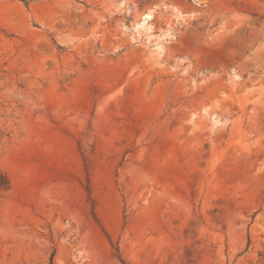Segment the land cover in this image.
<instances>
[{
	"label": "rangeland",
	"instance_id": "374dc122",
	"mask_svg": "<svg viewBox=\"0 0 264 264\" xmlns=\"http://www.w3.org/2000/svg\"><path fill=\"white\" fill-rule=\"evenodd\" d=\"M0 264H264V0H0Z\"/></svg>",
	"mask_w": 264,
	"mask_h": 264
},
{
	"label": "bare ground",
	"instance_id": "6f19581e",
	"mask_svg": "<svg viewBox=\"0 0 264 264\" xmlns=\"http://www.w3.org/2000/svg\"><path fill=\"white\" fill-rule=\"evenodd\" d=\"M150 15H151V12H148V13H146L145 17H149ZM137 34H138V37L143 35L141 30H137ZM145 35H147V37H148V38L146 37L147 38L146 41L150 42L151 41V34L147 32Z\"/></svg>",
	"mask_w": 264,
	"mask_h": 264
}]
</instances>
